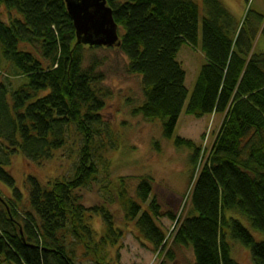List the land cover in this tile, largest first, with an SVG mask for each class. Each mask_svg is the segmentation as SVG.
Instances as JSON below:
<instances>
[{
    "label": "trees",
    "instance_id": "trees-1",
    "mask_svg": "<svg viewBox=\"0 0 264 264\" xmlns=\"http://www.w3.org/2000/svg\"><path fill=\"white\" fill-rule=\"evenodd\" d=\"M107 3L119 27L128 73L141 78L145 102L134 116L162 121L167 138L183 112L196 119L223 117L209 159L195 172L189 214L179 221L167 214L179 227L161 264L172 262L174 249L191 251L194 264H239L231 256L229 234L250 250L253 264H264V242L237 219L245 218L264 234V52L252 53L255 33L249 38L234 27L220 0H203L204 17L192 0ZM1 8L8 19H0L3 57L29 82L13 94L11 106L4 100L9 90L0 85V182L14 195L8 201L0 194V264H78L79 247L94 264H111L110 251L119 246L123 232L110 211L86 208L81 195L98 181L97 160L105 165L100 151L105 147L97 151L94 141L109 138L102 114L109 94L100 87V65L96 60L85 65L87 47L76 45L65 0H0V16ZM201 23L205 65L189 97L177 56L184 45L198 47ZM73 128L83 139L73 179L43 184L30 176L23 194L5 167L19 154L35 166L52 160ZM177 144L193 150L196 165L199 152L193 142L178 139ZM152 193L151 180L142 178L138 202L123 185L117 198L126 205L127 221L162 255L169 240L156 200L149 211L143 209ZM96 217L103 221L101 237L92 226Z\"/></svg>",
    "mask_w": 264,
    "mask_h": 264
},
{
    "label": "rangeland",
    "instance_id": "rangeland-1",
    "mask_svg": "<svg viewBox=\"0 0 264 264\" xmlns=\"http://www.w3.org/2000/svg\"><path fill=\"white\" fill-rule=\"evenodd\" d=\"M192 1L199 6L201 16L204 17L203 0ZM220 1L232 14L234 27L244 29L249 38L255 33L252 53L256 55L263 53L264 0ZM1 9L3 13L0 19L7 22L5 9ZM201 25L202 23L198 47L184 45L177 56V61L186 73L185 86L189 91V97L205 65L201 50ZM84 55L85 65L96 60L100 65L98 71L104 77L100 87L108 92L109 98L106 109L102 112L106 122V126L103 127L109 138L96 137L94 141L93 148H98L97 151L100 150L98 146L103 144L105 147L100 150L104 152L105 165L102 166L97 160L100 167L98 181L81 193L83 204L86 208L96 206L106 208L113 214L116 228L123 232L119 246L110 251L108 260L111 264H161L171 249L172 239L179 227L176 220H182L189 214L191 192L195 185L194 175L196 177L209 159L223 125V117L215 115L196 119L186 116L183 112L172 138H167L162 121H148L142 116H134L133 111L144 104L145 98L141 78L128 73V60L125 55L119 49L88 47L84 50ZM28 82L26 77L18 75L14 65L5 61L0 47V85H5L9 90L4 96L9 106L13 94ZM178 139L191 141L196 146L199 152L196 165L191 162L193 150L186 145H178ZM82 148L83 139L73 128L68 134L65 148L57 152L52 160L35 166L19 154L12 158L11 166H6L5 169L12 174L17 188L25 194L26 182L30 176L43 184L54 180L73 179ZM142 178L151 180L153 187L151 198L143 205V209L149 211L151 202L153 199L156 200L161 215L159 224L169 240L162 255L154 252L151 245L141 237L135 223L127 221L126 205L117 198L123 185L128 192L127 196L138 202L136 190ZM102 186H108L109 190H103ZM0 194L8 201L14 200L12 190L1 182ZM169 213L175 215V221L167 217ZM237 219L256 241L264 242V234L255 231L245 218L238 216ZM92 226L98 237H101L102 218H94ZM228 242L232 247L231 256L234 260L239 264H253L250 250L234 241L230 234ZM76 251L78 264H94L84 257L85 252L80 247ZM169 264H194L193 254L189 250L174 249L173 260Z\"/></svg>",
    "mask_w": 264,
    "mask_h": 264
},
{
    "label": "water",
    "instance_id": "water-1",
    "mask_svg": "<svg viewBox=\"0 0 264 264\" xmlns=\"http://www.w3.org/2000/svg\"><path fill=\"white\" fill-rule=\"evenodd\" d=\"M65 3L76 31L77 46L121 47L119 27L107 0H65Z\"/></svg>",
    "mask_w": 264,
    "mask_h": 264
}]
</instances>
